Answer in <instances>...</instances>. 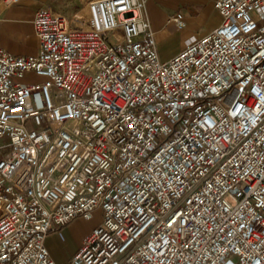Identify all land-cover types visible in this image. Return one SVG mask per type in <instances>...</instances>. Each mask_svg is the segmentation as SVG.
<instances>
[{"label":"built area","instance_id":"built-area-1","mask_svg":"<svg viewBox=\"0 0 264 264\" xmlns=\"http://www.w3.org/2000/svg\"><path fill=\"white\" fill-rule=\"evenodd\" d=\"M146 3L41 7L36 54L0 46V264H57L96 211L67 264H264V0H216L168 61Z\"/></svg>","mask_w":264,"mask_h":264},{"label":"crops","instance_id":"crops-1","mask_svg":"<svg viewBox=\"0 0 264 264\" xmlns=\"http://www.w3.org/2000/svg\"><path fill=\"white\" fill-rule=\"evenodd\" d=\"M92 0H23L4 7L0 5V46L13 54L32 55L38 52L33 19L41 7L69 18L87 14V4ZM216 0H147L146 15L149 18L158 43L160 58L168 61L177 55L189 40L216 29L222 19L215 9ZM181 13L186 21L184 29H178L172 21ZM78 218L46 239L52 258L57 264H67L78 251L84 238L96 227L78 230ZM74 235L67 238L69 235Z\"/></svg>","mask_w":264,"mask_h":264},{"label":"rangeland","instance_id":"rangeland-1","mask_svg":"<svg viewBox=\"0 0 264 264\" xmlns=\"http://www.w3.org/2000/svg\"><path fill=\"white\" fill-rule=\"evenodd\" d=\"M146 6H147V3H146ZM102 220V214L101 212L99 211H96L92 218L91 219H80V220H77L76 221V224L75 226L77 227L78 230L80 229H89L91 227H94V226H97ZM74 236L73 234L72 235H69L67 238L70 240V238Z\"/></svg>","mask_w":264,"mask_h":264}]
</instances>
